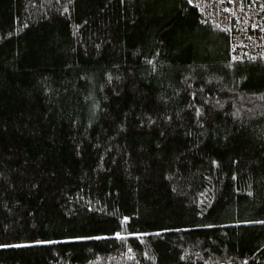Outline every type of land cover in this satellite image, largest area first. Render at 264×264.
Returning <instances> with one entry per match:
<instances>
[{"label":"trees","instance_id":"1","mask_svg":"<svg viewBox=\"0 0 264 264\" xmlns=\"http://www.w3.org/2000/svg\"><path fill=\"white\" fill-rule=\"evenodd\" d=\"M0 264H264V59L190 0H0Z\"/></svg>","mask_w":264,"mask_h":264},{"label":"built area","instance_id":"2","mask_svg":"<svg viewBox=\"0 0 264 264\" xmlns=\"http://www.w3.org/2000/svg\"><path fill=\"white\" fill-rule=\"evenodd\" d=\"M203 22L217 25L230 40L231 56L264 59V0H190Z\"/></svg>","mask_w":264,"mask_h":264}]
</instances>
